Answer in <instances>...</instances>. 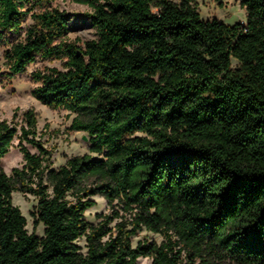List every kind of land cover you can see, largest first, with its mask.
I'll return each instance as SVG.
<instances>
[{
	"label": "trees",
	"instance_id": "obj_1",
	"mask_svg": "<svg viewBox=\"0 0 264 264\" xmlns=\"http://www.w3.org/2000/svg\"><path fill=\"white\" fill-rule=\"evenodd\" d=\"M54 1L0 0L7 78L61 61L33 73V95L77 113L89 152L54 168L34 110L0 119V264H264V0H241L234 25L195 0H74L93 10L84 47ZM15 139L24 164L8 175ZM15 192L37 199L43 236ZM95 196L113 209L96 224ZM143 229L164 240L134 246Z\"/></svg>",
	"mask_w": 264,
	"mask_h": 264
},
{
	"label": "rangeland",
	"instance_id": "obj_2",
	"mask_svg": "<svg viewBox=\"0 0 264 264\" xmlns=\"http://www.w3.org/2000/svg\"><path fill=\"white\" fill-rule=\"evenodd\" d=\"M180 3L181 0H174ZM197 10L201 18L205 21L218 19L228 25H234L241 22L246 24V10L241 6V0H195ZM51 7L65 11L69 15L68 34L66 40L75 42L77 45L84 47L87 41L98 38L97 30L91 23L93 10L84 4L74 0H55ZM31 19H27L24 29L31 25ZM16 39V38H15ZM6 46L0 41V119L12 121L13 114L18 109V116L15 120L18 125L22 124V115L32 109L38 116L37 139L52 153V166L58 168L74 156H80L89 152V137L81 131L71 129L73 120L77 113H72L64 109H52L39 102L33 95L34 90L39 86L33 80V73L46 71L47 69L57 68L62 70L61 61H44L38 59L31 64L25 72L13 77L12 80L7 78L9 66L4 57ZM236 65V64H235ZM32 153L37 150L27 146ZM24 164L23 155L20 151L19 140L15 139L13 147L2 160V167L8 175H11L14 168H21ZM97 205L86 212V219L92 223H98L101 219L98 215L112 216L113 209L110 208L105 198L95 196ZM13 204L20 208L23 215L27 218V229L29 233H35L43 236L44 226L35 225V218L32 212L37 205V199L32 195H25L20 192L13 194ZM115 222L111 224L113 227ZM163 237L154 234L145 229L138 232L133 238V245L138 242H156L162 243ZM78 244L85 251V240L80 239ZM150 258L141 257L137 264H151Z\"/></svg>",
	"mask_w": 264,
	"mask_h": 264
}]
</instances>
